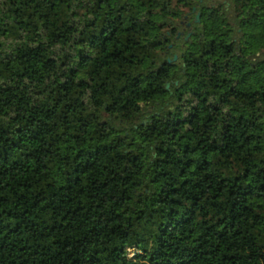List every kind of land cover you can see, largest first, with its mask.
I'll return each mask as SVG.
<instances>
[{
    "label": "trees",
    "instance_id": "1",
    "mask_svg": "<svg viewBox=\"0 0 264 264\" xmlns=\"http://www.w3.org/2000/svg\"><path fill=\"white\" fill-rule=\"evenodd\" d=\"M0 264H264V0H0Z\"/></svg>",
    "mask_w": 264,
    "mask_h": 264
},
{
    "label": "water",
    "instance_id": "2",
    "mask_svg": "<svg viewBox=\"0 0 264 264\" xmlns=\"http://www.w3.org/2000/svg\"><path fill=\"white\" fill-rule=\"evenodd\" d=\"M199 12L195 15V18H194V20L196 21V22H198L199 21ZM183 32L182 31H180L178 34H177V37L180 35V34H182ZM189 35H190V33H187L186 35H185V39H187L188 37H189ZM176 55H174L173 56V59H176ZM169 86V84L168 83H166V87H168Z\"/></svg>",
    "mask_w": 264,
    "mask_h": 264
},
{
    "label": "flooded vegetation",
    "instance_id": "3",
    "mask_svg": "<svg viewBox=\"0 0 264 264\" xmlns=\"http://www.w3.org/2000/svg\"><path fill=\"white\" fill-rule=\"evenodd\" d=\"M186 27H189V24H187ZM182 32H183V31H182Z\"/></svg>",
    "mask_w": 264,
    "mask_h": 264
}]
</instances>
